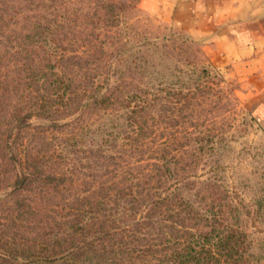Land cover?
<instances>
[{
    "label": "rangeland",
    "instance_id": "374dc122",
    "mask_svg": "<svg viewBox=\"0 0 264 264\" xmlns=\"http://www.w3.org/2000/svg\"><path fill=\"white\" fill-rule=\"evenodd\" d=\"M137 1L0 0V132L7 127L14 107L24 111L36 96L22 89L19 81L13 90H21L22 97L6 93V77L12 66L8 71L6 67L20 60L17 55L13 60L9 58L13 46L17 41L20 46H61L68 54L64 66L73 79L77 76L90 78L92 83L105 80L109 86L117 85L115 94L122 100L135 95L131 96V106L136 114L145 115H136L129 126L144 130L152 150L148 156L154 155L156 163L160 150L166 152L164 184L176 186L182 194H194L195 201L213 206L224 218L226 214L230 229L239 228L245 241L250 242L243 253L248 264H264V131L250 115L259 88L232 67L212 62L209 51L188 36L146 15ZM46 21L51 25L49 29ZM35 25L39 29L33 30L39 31L40 37L30 41L29 36L34 37L30 30ZM32 54L30 49L28 62L34 61ZM46 81L42 80L44 87L39 90L43 95ZM114 108L116 116L110 118L95 109L79 115L78 111L62 113L53 109L32 113L27 126L42 130L40 138L35 130L26 131L25 126L19 134L11 129L9 141L13 137L16 148L25 138L37 139L34 149L46 153L61 148L65 158L60 162L66 161L78 180L86 178L96 170L91 166L88 171L87 159L88 155L92 160L99 155L97 131L109 130L114 121L124 123L127 110L119 102ZM3 135L0 200L5 207L15 197L27 196L22 200L30 201V195L37 197L40 189L32 187L30 192L21 191L11 199L4 196L1 189L11 182L18 168L5 157ZM156 176L157 172L152 176L154 185ZM75 189L83 190L76 183ZM6 212L0 209V230L14 232L13 237L21 242L37 240L38 224L43 219L36 220L38 216L33 215L31 223L23 227L9 221ZM3 252L0 264H10L8 256H13Z\"/></svg>",
    "mask_w": 264,
    "mask_h": 264
},
{
    "label": "trees",
    "instance_id": "16d2710c",
    "mask_svg": "<svg viewBox=\"0 0 264 264\" xmlns=\"http://www.w3.org/2000/svg\"><path fill=\"white\" fill-rule=\"evenodd\" d=\"M45 24L51 27L47 21ZM37 28L35 25L30 30L34 32L30 41L40 37V32L33 30ZM29 48L33 62L27 61ZM64 50L61 46H20L17 41L9 55L20 60L6 67L12 66L7 70L6 93L22 97L21 90H13L19 81L22 89L36 96L24 111L15 106L7 127L0 132L5 133V157L18 168L1 190L8 199L21 191L30 192L32 187H39L40 195H30L27 202L22 200L27 196L15 197L5 207L0 200V209L7 211L9 221L23 227L31 223L33 215L43 220L38 224L37 240L30 242L17 240L14 232L5 228L0 230V253L9 251L13 256H8L10 264H248L243 253L250 242L239 228L230 229L226 214L224 218L213 206L195 201L194 194H182L176 186L164 184L166 152L160 150L156 163L154 155L148 156L152 150L144 130L129 126L136 115H145L133 110L131 96L135 95L122 100L115 94L117 85L109 86L105 80L92 83L90 78L77 76L73 79L64 66L68 58ZM43 79L47 80L44 95L39 93ZM117 102L127 110L124 123L114 121L109 130L97 131L99 155L94 160L88 155L87 159L88 171L91 166L96 170L86 178L78 180L75 170L66 161L60 162L65 158L61 148L46 153L34 149L37 139L25 138L16 148L14 138L9 141L11 129L18 134L25 126L28 132L35 130L27 126L32 113L53 109L78 111L79 115L95 109L110 118L116 116ZM35 131L40 138L42 130ZM75 183L83 190H76ZM72 187L73 192H69Z\"/></svg>",
    "mask_w": 264,
    "mask_h": 264
},
{
    "label": "crops",
    "instance_id": "0c3cea01",
    "mask_svg": "<svg viewBox=\"0 0 264 264\" xmlns=\"http://www.w3.org/2000/svg\"><path fill=\"white\" fill-rule=\"evenodd\" d=\"M138 7L258 86L250 115L264 131V0H138ZM246 81V82H247ZM262 93V94H261Z\"/></svg>",
    "mask_w": 264,
    "mask_h": 264
}]
</instances>
